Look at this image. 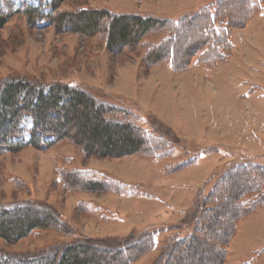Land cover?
<instances>
[{
  "label": "rangeland",
  "instance_id": "obj_1",
  "mask_svg": "<svg viewBox=\"0 0 264 264\" xmlns=\"http://www.w3.org/2000/svg\"><path fill=\"white\" fill-rule=\"evenodd\" d=\"M215 1L62 0L53 10V0H0L5 16L0 88L12 77L45 87L77 82L98 101L124 109L119 118L138 126L148 144L142 154L106 158L85 156L68 139L51 136L33 144L32 116L24 113L20 135L8 139L14 145L0 149V204L33 200L51 205L81 237L73 231L37 230L11 243L0 239L1 250L37 252L86 238L120 241L140 232L154 234L156 243L131 264H164L160 256L172 236L201 228V207L224 202L235 174L243 171L248 177L240 178L241 205L252 198L257 204L237 222L223 264H264V22H259L258 37L254 30L236 32L238 51L227 62L214 67L199 53L183 70L166 59L155 64L146 59L165 34L145 38L136 50L114 52L107 49L104 33L82 36L70 25L60 30L52 23L60 11L88 8L176 21ZM29 7L43 16L28 19ZM187 33L181 28L173 39L175 56L181 55L179 44ZM186 42L191 44L189 38ZM246 43L253 51L248 62ZM52 116L48 122L56 123ZM237 166L247 168L232 171ZM90 178L107 179V189H88L90 184H83ZM235 212L234 207L223 220ZM226 230L222 225L214 237ZM212 253L189 251L177 264H215L219 254Z\"/></svg>",
  "mask_w": 264,
  "mask_h": 264
},
{
  "label": "trees",
  "instance_id": "obj_2",
  "mask_svg": "<svg viewBox=\"0 0 264 264\" xmlns=\"http://www.w3.org/2000/svg\"><path fill=\"white\" fill-rule=\"evenodd\" d=\"M61 1L53 0V10ZM263 12L264 0H216L176 21L154 15L88 8L60 11L52 17V23L60 30L70 25L71 30L82 36L104 33L107 49L114 52L136 50L145 38L165 34L164 40L151 45L146 59L150 64L166 59L174 69L183 70L199 53L212 59L214 67L227 62L235 50L234 30L245 27L254 15ZM25 14L30 20L43 16L39 9L32 7ZM4 23L5 16L0 13V28ZM181 28L188 33L182 35L179 44L181 55L175 56L174 45L178 43L174 44L173 39L178 37ZM188 38L191 44L186 46ZM122 112L124 109L98 101L94 94L77 82H57L45 87L22 78H8L0 88V149L14 145L8 139L20 135V118L29 113L33 122L30 143L52 136L56 140H71L85 156L106 158L142 154L148 146L146 136L131 120L122 121L118 116ZM52 115L56 123L48 122ZM243 168L247 167L237 166L232 171ZM240 173L235 174L231 182L233 188L223 195L224 202L220 200V204L201 207L205 217L201 228L196 226L185 236H172L160 256L164 264H177L189 251L200 253L202 250L219 254L215 264H223L228 255L226 247L235 235L237 222L253 213L254 209H249L257 204V199L252 198L241 205V196L238 195L242 184L240 178L248 174ZM92 179L83 185L90 184L88 189L95 191L107 189L104 184L109 183L107 179L104 183ZM234 207L237 213L223 220L222 217L232 212ZM222 225L227 227L225 235L214 237L213 231L219 230ZM37 230H52L64 235L73 231L76 238L81 237L51 205L33 200L0 204V239L11 243ZM155 243L154 234L139 232L120 241L107 237L100 241L86 238L85 241L73 240L71 244H57L37 252L14 253L0 249V264H131Z\"/></svg>",
  "mask_w": 264,
  "mask_h": 264
},
{
  "label": "crops",
  "instance_id": "obj_3",
  "mask_svg": "<svg viewBox=\"0 0 264 264\" xmlns=\"http://www.w3.org/2000/svg\"><path fill=\"white\" fill-rule=\"evenodd\" d=\"M264 22V12L262 13V14H257V15H254L249 21H248V23L246 24V26L245 27H243V28H241V29H236V30H234V39H235V41H236V32L238 31V33L239 32H242V31H244V30H246V29H248V30H250V31H252V30H254L255 31V33H256V37H258V32H259V29L261 28V26L259 25V22ZM238 33H237V35H238ZM247 44V47H246V50H245V53H247L246 54V57L244 58V59H246L247 60V62L249 61V59L247 58V56L250 54V53H253V51H252V49L250 48V44H248V43H246ZM238 49V46H237V48H236V50H234V53H233V56H232V58L233 57H235L236 56V53H237V50ZM240 234L241 233H239L238 235H237V238H239L240 237ZM227 262H225V264H226Z\"/></svg>",
  "mask_w": 264,
  "mask_h": 264
}]
</instances>
